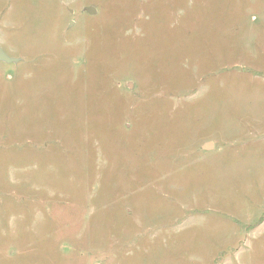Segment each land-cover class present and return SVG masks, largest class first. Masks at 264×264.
I'll return each mask as SVG.
<instances>
[{"label":"rangeland","instance_id":"obj_1","mask_svg":"<svg viewBox=\"0 0 264 264\" xmlns=\"http://www.w3.org/2000/svg\"><path fill=\"white\" fill-rule=\"evenodd\" d=\"M0 47V264H264V0H0Z\"/></svg>","mask_w":264,"mask_h":264},{"label":"water","instance_id":"obj_2","mask_svg":"<svg viewBox=\"0 0 264 264\" xmlns=\"http://www.w3.org/2000/svg\"><path fill=\"white\" fill-rule=\"evenodd\" d=\"M85 10L89 14H95L96 13L95 8H93V7H87ZM18 61H19V59L10 57L0 47V62L6 63V64H11V63H17ZM211 146H212L211 143H206L203 146V149H209Z\"/></svg>","mask_w":264,"mask_h":264}]
</instances>
